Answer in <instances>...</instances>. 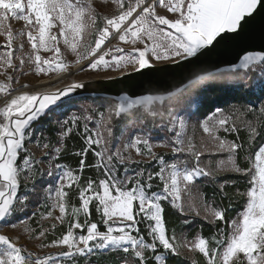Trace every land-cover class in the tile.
Segmentation results:
<instances>
[{
  "label": "snow or ice",
  "instance_id": "obj_1",
  "mask_svg": "<svg viewBox=\"0 0 264 264\" xmlns=\"http://www.w3.org/2000/svg\"><path fill=\"white\" fill-rule=\"evenodd\" d=\"M261 9L264 0H0V227L12 230L0 233V264H264V46L228 69L209 62L248 38ZM73 66L187 74L156 95L66 112L84 83L47 89ZM26 67L56 78L21 85ZM219 82L252 98L202 111L200 94ZM50 114L63 118L38 130Z\"/></svg>",
  "mask_w": 264,
  "mask_h": 264
},
{
  "label": "water",
  "instance_id": "obj_2",
  "mask_svg": "<svg viewBox=\"0 0 264 264\" xmlns=\"http://www.w3.org/2000/svg\"><path fill=\"white\" fill-rule=\"evenodd\" d=\"M262 20H264V9H261L260 15L257 17L256 23L250 30L246 40L229 42L213 53L209 57V62L223 69L229 68L231 65L227 62H238L237 56L243 54L244 48H256L258 50L261 46H264V41L260 38V23ZM170 67L175 68L176 66L171 65ZM187 69L195 71L196 66L187 65ZM75 71H77V67L71 70V72ZM181 74L187 73L178 70L176 73L161 74L145 70L143 73L129 72L127 75H120L110 79H96L84 83L85 87L77 90L70 98L82 95H101L107 97L156 95L162 91L164 85H170L173 82V77Z\"/></svg>",
  "mask_w": 264,
  "mask_h": 264
},
{
  "label": "rangeland",
  "instance_id": "obj_3",
  "mask_svg": "<svg viewBox=\"0 0 264 264\" xmlns=\"http://www.w3.org/2000/svg\"><path fill=\"white\" fill-rule=\"evenodd\" d=\"M101 2V0H97V3L99 4ZM259 6V5H258ZM115 8V6H110V7H107V8H104L103 10L105 12H109V11H113ZM99 10V9H98ZM12 26L13 28L19 32L22 27H23V24L22 22H17L15 20H13L12 22ZM25 41H26V37L24 38ZM0 40H2V38H0ZM114 43H120L119 41H114ZM61 47V51L63 52L64 51V44L63 42L61 41L60 45ZM27 49L30 51V46H27ZM0 51H2V49H0ZM41 55L42 56H48L50 55V53H44L43 51L41 52ZM72 59H75V57H71ZM75 66L71 67L70 68V71L74 68ZM225 69H228V68H225ZM0 71H3L2 69H0ZM25 71H28V75L27 76H19V80H20V84H25V83H32L34 84L35 81L39 78H42V77H48V76H52L54 75L55 73H49L48 76H45L43 73H40L38 76L36 75V73L34 72V70H30L29 68H25ZM120 72L119 71H116V72H113L111 70H100L98 72H93L91 70H88V71H75L74 73L72 72V75H68L66 79H64L63 81H61L59 84H56L53 88H50V89H47L48 91H54L56 87H64L68 84H71L72 82H83V83H88V82H91V81H94L96 79H110L112 77H117V75H119ZM18 75V73H17ZM258 75V74H257ZM0 83H7V80L4 76L0 75ZM12 87H17V85L13 82L12 84ZM3 93H0V99H2L3 97ZM117 97L118 96H115V97H111L110 99H108L107 101H103V102H97V103H92V102H89V103H81V104H92L94 105L95 107H97L99 110H103L104 108H106L109 104L111 103H115L116 100H117ZM133 99H136L137 97H132ZM81 104H71L69 105V112H72V111H76ZM66 106V105H65ZM65 110H67V106L65 107ZM58 114H50V116L48 117L50 120H54V119H62L63 117L61 116H57ZM123 121H126V118L125 117H121L117 123H116V128H115V132L118 131V134H116L117 136H119L120 134V129L125 125L126 122H123ZM123 122V123H122ZM157 122H159L158 118H157ZM152 125L150 124L149 127H151ZM38 130H40V126L37 125L36 126ZM158 137L160 138H163V134L162 133H158L157 134ZM159 151L163 152L165 151L164 149H159ZM39 153H37L38 155ZM31 211V208L29 209V212ZM94 211V210H93ZM20 231H23L22 228H19ZM0 233H8V234H12V230L7 227V226H4V227H0Z\"/></svg>",
  "mask_w": 264,
  "mask_h": 264
},
{
  "label": "trees",
  "instance_id": "obj_4",
  "mask_svg": "<svg viewBox=\"0 0 264 264\" xmlns=\"http://www.w3.org/2000/svg\"><path fill=\"white\" fill-rule=\"evenodd\" d=\"M205 87H206V90L202 94H200L201 109L202 111H205V112H207L213 104L224 107L227 103H233L236 100L252 98L246 95L245 93H243L242 91H240L238 86L235 85L234 83L219 82L216 84L207 85ZM110 98L111 97L101 96V95H95V96L82 95V96L69 98L68 100L65 101V105L67 106V110L65 111L69 112V105L71 104H78V103L81 104V103H89V102L97 103V102L107 101ZM51 121L52 120H50L49 118H46L42 122L38 123L37 125L40 126V129H47L52 126ZM123 122H126V121H123ZM150 124L151 122H149V125ZM116 134H118V131H116ZM71 143L72 142L70 141L69 142L70 146H71ZM77 146L79 145L77 144ZM67 162L70 165H75V163L77 162V159L68 158ZM91 174L92 173L90 172L85 173V175H91ZM178 264H189V262L180 261L178 262Z\"/></svg>",
  "mask_w": 264,
  "mask_h": 264
},
{
  "label": "bare ground",
  "instance_id": "obj_5",
  "mask_svg": "<svg viewBox=\"0 0 264 264\" xmlns=\"http://www.w3.org/2000/svg\"><path fill=\"white\" fill-rule=\"evenodd\" d=\"M74 68H76V67H74ZM74 73V72H73ZM119 74V73H118ZM121 74H119V75H117V76H120ZM49 77H51L53 80H55V78H56V74H54V75H52V76H48V77H42V78H39V79H45V80H47V79H49ZM38 80V79H37ZM36 80V81H37ZM35 81V82H36Z\"/></svg>",
  "mask_w": 264,
  "mask_h": 264
}]
</instances>
